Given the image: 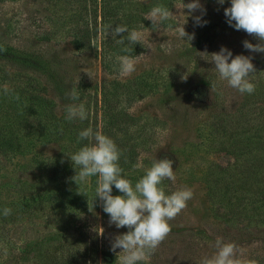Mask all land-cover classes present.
Segmentation results:
<instances>
[{"label":"rangeland","instance_id":"374dc122","mask_svg":"<svg viewBox=\"0 0 264 264\" xmlns=\"http://www.w3.org/2000/svg\"><path fill=\"white\" fill-rule=\"evenodd\" d=\"M188 2L169 3L164 8L170 13L167 19L156 24L147 19L148 24L136 29L145 51L129 58L134 71L123 73L118 68L109 74L96 51L80 53L57 32L45 35L50 25L37 2L0 0V41L49 58L61 84L54 88L46 84L45 76L0 60V88H16L23 97L33 94L51 99L59 114L68 105L69 89L76 92L82 84L85 91L94 95L96 87H109L112 80L125 83L142 76L151 89L141 98L127 101L121 97L119 102L130 114L140 116L137 125H143L137 135L138 140H145L137 147V169L145 171L154 159H170L176 180L163 181L167 194L181 187L193 191L186 208L169 221V234L147 264H201L214 254L217 239L234 244L236 264H258V260L264 259V229L244 225L245 222H227L225 217L216 215L212 209L215 204L206 194V180L210 169L234 161L225 151L237 136V120L229 115L250 96L219 79L212 53L223 46L233 56L250 57L255 69L250 80L257 93L264 91V53L244 48L245 40L253 44L260 41L226 23L224 8L230 6L228 3L200 0L206 9L203 20L207 23L197 26L193 17L201 15V10L188 15V10L183 9ZM154 8L146 12L145 18ZM182 24L193 37L190 41L179 36ZM22 115L27 117L28 127L34 116L27 111ZM219 115H225L223 126L218 122ZM32 145V154L28 151L0 160V203L15 201L11 214L5 217L6 223L0 224V264H71L72 258L79 264H119L121 250L111 251V242L128 229H117L111 224L100 202L97 207L92 200L88 204L78 203L67 214L35 198L50 187L44 181L39 160L59 154V148L55 142L37 141ZM33 158L35 162L31 161ZM31 194H35V203L31 208H20L17 199Z\"/></svg>","mask_w":264,"mask_h":264},{"label":"trees","instance_id":"16d2710c","mask_svg":"<svg viewBox=\"0 0 264 264\" xmlns=\"http://www.w3.org/2000/svg\"><path fill=\"white\" fill-rule=\"evenodd\" d=\"M31 1L37 2L45 12L42 17L50 25V30L44 31L45 35L57 32L61 37L68 38L72 48L80 53L96 51L103 69L113 74L120 68L123 58H134L145 51L142 40L131 44L127 40L128 32L116 36L113 29L122 25L129 32L135 31L148 24L145 15L150 8H165L175 0ZM118 40L123 43H118ZM0 60L45 76L47 85L61 87L53 62L43 55L18 50L0 41ZM83 86L79 85L73 92L77 99L68 100L67 104L83 103L88 111V119L84 121H67L66 107L57 114L52 100L44 96L30 94L23 97L21 91L12 87L9 88L12 90L11 95L0 94V160L28 151L32 154V143L37 141L40 144L55 142L59 148V154L39 160L44 181L50 187L39 195L18 198L17 205L20 208H31L35 203L33 196L42 200L45 206L67 214L81 202L88 204L92 200L94 206L97 207L99 202L102 205L99 198L94 201L96 177L81 183L75 177L72 162L67 156L88 143L86 140L78 142L77 134L89 126L101 130L117 144L122 152L119 165L127 179L135 184L143 176L145 171L137 169V147L145 141L138 140L137 135L141 134L143 125H137L140 116L130 114L127 107H122L119 102L121 97L127 101L134 97L141 98L151 87H146L142 76L125 83L112 80L109 87L106 84L96 87L94 95L89 90L85 91ZM249 97L246 96L236 111L229 115L237 120V136L225 151L234 161L208 171L206 194L215 204L213 212L225 217L227 222H245L244 225L264 229V91L254 92ZM23 111L34 116L28 127L25 126L28 119L22 115ZM223 116L219 115L218 118L222 126L225 122ZM35 120L38 125H35ZM31 161L35 162V159ZM164 190L167 194L165 187ZM112 194L121 195L114 186ZM14 202H1L0 208L6 206L12 209V206L15 207ZM5 221V216H0V224ZM67 238L63 237L65 241ZM72 259L71 264L80 263L75 262L76 258ZM257 263L264 264V259Z\"/></svg>","mask_w":264,"mask_h":264},{"label":"clouds","instance_id":"9594fccd","mask_svg":"<svg viewBox=\"0 0 264 264\" xmlns=\"http://www.w3.org/2000/svg\"><path fill=\"white\" fill-rule=\"evenodd\" d=\"M216 3L230 5L224 8V16L229 26L235 30H243L260 41L253 44L245 40L244 48L251 52L264 53V0H216ZM185 8L188 10V15L197 9L201 10V15L193 17L197 26H204L207 23L203 20L206 9L203 8L200 0L184 3L183 9ZM169 15L167 9L156 7L145 19L156 24L167 19ZM184 24L180 26L179 36L184 40L187 37V41H190L193 37L185 31ZM113 32L116 36L128 32V42L131 44L138 42L137 33L129 32L125 26L117 25ZM117 42L123 43L122 40ZM212 64L219 79L226 81L229 87L241 94L254 93L255 84L251 82L250 75L255 69L250 57L233 56L230 49L222 46L219 52L212 53ZM120 71L123 73L134 71L133 62L123 58ZM0 94L11 95L12 90L4 86L0 88ZM67 98L71 101L77 99L71 89L67 92ZM65 119L67 121L88 119L85 105L83 103L67 105ZM85 140L88 143L74 153L67 154L75 170V177L81 183H87L89 178L96 177L94 201L99 198L104 213L109 216V222L117 229H128L114 238L110 250L114 253L116 249L121 250L118 253L119 264H147L150 256L169 234L171 230L169 221L186 208L187 202L193 197V191L181 187L166 194L163 181L176 180L173 162L167 158L154 159L151 166L145 169L143 176L133 184L126 178L119 165L122 152L111 137L89 126L77 134L78 142ZM113 186L121 195L112 194ZM11 211L9 207H2L0 216L6 217ZM214 247V254L205 258L201 264H236L234 244L217 239Z\"/></svg>","mask_w":264,"mask_h":264}]
</instances>
